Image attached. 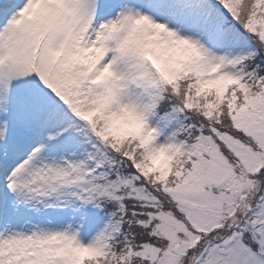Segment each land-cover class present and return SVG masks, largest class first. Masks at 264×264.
I'll return each instance as SVG.
<instances>
[{"label": "snow or ice", "instance_id": "obj_1", "mask_svg": "<svg viewBox=\"0 0 264 264\" xmlns=\"http://www.w3.org/2000/svg\"><path fill=\"white\" fill-rule=\"evenodd\" d=\"M0 264H264V0H0Z\"/></svg>", "mask_w": 264, "mask_h": 264}]
</instances>
